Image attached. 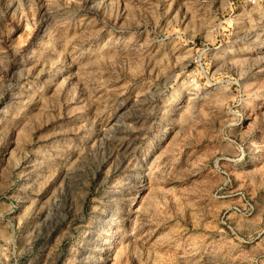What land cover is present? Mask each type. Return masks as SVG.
I'll list each match as a JSON object with an SVG mask.
<instances>
[{
    "label": "rangeland",
    "instance_id": "374dc122",
    "mask_svg": "<svg viewBox=\"0 0 264 264\" xmlns=\"http://www.w3.org/2000/svg\"><path fill=\"white\" fill-rule=\"evenodd\" d=\"M0 264H264V0H0Z\"/></svg>",
    "mask_w": 264,
    "mask_h": 264
}]
</instances>
